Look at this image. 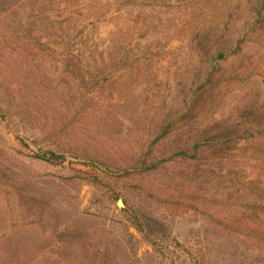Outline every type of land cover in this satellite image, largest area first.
Returning <instances> with one entry per match:
<instances>
[{"label":"rangeland","instance_id":"1","mask_svg":"<svg viewBox=\"0 0 264 264\" xmlns=\"http://www.w3.org/2000/svg\"><path fill=\"white\" fill-rule=\"evenodd\" d=\"M261 123L264 0H0V264H264Z\"/></svg>","mask_w":264,"mask_h":264},{"label":"trees","instance_id":"2","mask_svg":"<svg viewBox=\"0 0 264 264\" xmlns=\"http://www.w3.org/2000/svg\"><path fill=\"white\" fill-rule=\"evenodd\" d=\"M218 57L220 59H223L224 55L219 54ZM173 124L174 123L167 125L166 128H164L165 130L161 131L153 139V143H156L159 139H161L162 137H164L168 133H170L171 126ZM246 124H249V123H246ZM249 125H251V124H249ZM255 126H256V128L255 127H252V128L247 127V128L241 129V130H236V129H231V128H228L226 130H223V129L217 130L216 133H210L209 135L202 137L201 140H196L190 147V150H193V153L191 155L188 153L189 149H179L178 153H176V154L181 156V157H185V158H187L188 156L194 157L196 154H198V152L204 146H206V148H208V147L216 146V144H223L226 142L227 143L228 142H232V143L236 142L237 143L245 135H248V136L252 135L251 134L252 132H254V134H258V133L264 134V123H261L259 125H255ZM42 158H45L48 161H52L55 159H60L61 157L59 155H55L53 153H43Z\"/></svg>","mask_w":264,"mask_h":264},{"label":"water","instance_id":"3","mask_svg":"<svg viewBox=\"0 0 264 264\" xmlns=\"http://www.w3.org/2000/svg\"><path fill=\"white\" fill-rule=\"evenodd\" d=\"M119 203H120V204H119ZM117 205H118V206H121L122 204H121V202H120V201H118V202H117Z\"/></svg>","mask_w":264,"mask_h":264},{"label":"bare ground","instance_id":"4","mask_svg":"<svg viewBox=\"0 0 264 264\" xmlns=\"http://www.w3.org/2000/svg\"><path fill=\"white\" fill-rule=\"evenodd\" d=\"M120 204V203H119Z\"/></svg>","mask_w":264,"mask_h":264}]
</instances>
